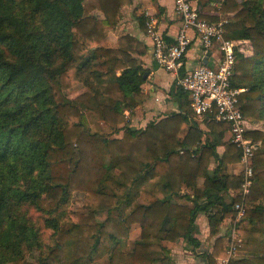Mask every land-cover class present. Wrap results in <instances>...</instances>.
I'll use <instances>...</instances> for the list:
<instances>
[{
    "label": "trees",
    "instance_id": "obj_1",
    "mask_svg": "<svg viewBox=\"0 0 264 264\" xmlns=\"http://www.w3.org/2000/svg\"><path fill=\"white\" fill-rule=\"evenodd\" d=\"M131 1L0 0V264L38 251L26 264H89L105 255L109 264H176L168 243L182 240L204 264H264V0H221L218 15L201 14L211 23L232 16L224 36L239 45L232 86L243 90L238 108L259 144L245 199L244 172L229 170L242 157L224 141L229 124L208 119L204 132L195 122L181 136L194 117L188 93L172 88L179 112L129 126L126 112L147 99L146 71L131 54V36L113 45L107 34ZM76 86L85 91L74 98L67 91ZM78 191L86 212L57 219ZM101 213L106 221L97 220ZM202 216L213 244L198 254ZM134 225L140 239L125 251ZM234 227L243 256L229 259Z\"/></svg>",
    "mask_w": 264,
    "mask_h": 264
},
{
    "label": "built area",
    "instance_id": "obj_2",
    "mask_svg": "<svg viewBox=\"0 0 264 264\" xmlns=\"http://www.w3.org/2000/svg\"><path fill=\"white\" fill-rule=\"evenodd\" d=\"M174 1L175 11L180 17V30L173 41H169L162 33L155 17H147L146 35L151 41L153 60L161 69L174 75V85L177 89L189 94L190 106L197 119L202 122L213 119L218 123L230 125V141L242 152L240 164L245 174V182L241 186V195L245 199L253 184V162L259 144L248 137L246 119L238 108V95L243 90L232 86L239 45L224 36V24L228 23L227 20L219 23L208 22L193 6L191 0ZM196 38L206 56L217 48L220 59L216 67L201 63L183 73V70H186L188 53ZM126 115H129V112H126ZM245 207V200L236 205L239 213L234 224L244 217ZM232 232L229 238L232 244L227 251L229 259L236 258V248L241 243L235 227ZM222 263L227 264L228 260H222Z\"/></svg>",
    "mask_w": 264,
    "mask_h": 264
},
{
    "label": "crops",
    "instance_id": "obj_3",
    "mask_svg": "<svg viewBox=\"0 0 264 264\" xmlns=\"http://www.w3.org/2000/svg\"><path fill=\"white\" fill-rule=\"evenodd\" d=\"M219 1L221 0H191L193 6L204 15V18L207 19L218 15L217 12L220 6H216V3ZM148 16H153L157 19L160 30L169 41H173L176 38L180 30V17L175 11L174 0H132L131 4L126 5L122 9V18L118 27L109 31L107 34L109 42L113 45H117L119 40L122 38L131 36L134 40L131 48V54L138 61L139 65L146 71L147 77L145 79L147 81L142 88L144 95L147 96V99L135 110L138 121L140 122L142 120V122H140L141 128L146 127L150 121H159L180 111L179 102L174 97L175 92L172 91V88L175 87L174 75L161 69L153 60L151 41L146 35L147 25H144L147 24ZM219 59V51L217 48L206 56L203 52L200 41L196 38L187 56L186 71L192 70L199 64H204L205 62L211 67H216ZM77 87H79V90H75ZM77 87L73 88L75 92L71 97L75 98L85 91L84 87ZM193 119L191 118L189 123L183 126L181 133L182 137L188 133L189 128L195 122L200 124V128L204 132H208L205 122H202L199 119L198 121L195 119V116ZM208 137L211 138L210 135H208ZM229 140L230 133L228 131L225 134L224 141L227 142ZM218 151L222 154L224 152V147H219ZM213 168L214 165H212L211 169ZM229 170L231 173L237 175L243 171V167L241 164L231 165ZM197 223L198 230L196 233H198L199 236L196 235V237L199 240H207L210 235L207 217H200ZM227 227H229L228 224L223 228V230ZM201 242L203 243L204 240H201ZM182 243L187 244L188 242L182 240ZM187 250V257L179 256V258H174L173 256L176 264H204L202 258L195 256V259L191 256L194 252L192 245L189 243ZM197 252L200 254L199 251Z\"/></svg>",
    "mask_w": 264,
    "mask_h": 264
},
{
    "label": "rangeland",
    "instance_id": "obj_4",
    "mask_svg": "<svg viewBox=\"0 0 264 264\" xmlns=\"http://www.w3.org/2000/svg\"><path fill=\"white\" fill-rule=\"evenodd\" d=\"M220 2L221 1L216 3V6L217 5L220 6ZM223 19L227 20V21H230V20H232V16L231 17L230 16H226V17H223ZM247 53H251V49H249L247 51ZM75 90H79V87H77ZM75 90L74 89L68 90L67 94L72 96L74 94ZM126 116H127V120H129V126H131V128H135V129H138V128L139 129H144V128H146V127H142V128L140 127V124H141L140 122H142V120L140 122L138 121L137 114H136L135 111H134L133 114H130V112H129V115H126ZM195 119H197V118L195 117ZM151 122L152 121H150V123ZM120 135L121 134H118V135H115V136L118 137ZM199 186L200 187L202 186V182L201 181L199 182ZM186 192L191 194L190 190H186ZM85 202H86V198H85V195L83 193H79V191L78 192H74L72 194V196H71L70 204L66 208H62V209H60L58 211L57 219H60L61 221H63L65 219V221H66V220L70 219V217H68V216H67V218H65L66 215H69V214L72 215L73 214V215H78L79 216L80 214H84L86 212ZM33 214H34L35 219H37V221L40 222L39 215L35 214V213H33ZM114 216L117 217L118 213H115ZM108 217H109V215H107V213H101V214H98L97 220L99 222H103V221H106V219ZM227 224H228V226H230L231 222L230 223L229 222H225L223 227L227 226ZM231 233H233L232 230L228 232V235L230 234V236H231ZM140 235H141V228L138 225H134L132 227V230H131L130 234H129V238L127 240H125L124 243H123L124 250L125 251H131L133 249V247H134L135 242L140 239ZM196 235H198V233H196ZM46 236H47V239L50 242L49 237L53 238V231L52 230H48V232L46 233ZM229 238L226 237V239H225V247H226L227 251H229L230 245L232 244L231 240ZM201 240L202 241L204 240V242H203L202 248L199 250V253L200 252H206V251L210 250L209 248L212 247L213 241H210L209 239H207V240L201 239ZM168 247L172 250V253H173L172 257L174 256V258H176V257L179 258V256H181V257H187L188 256V250H187L188 243L187 244L186 243H182V241H180L177 244L168 243ZM39 255H40L39 251L35 252L33 255L27 254L26 259L24 261H22L21 264H26L27 262H35L37 260V258L39 257ZM191 256H193L195 258V256H197V254L194 253V254H191ZM242 256H243V253L236 252V258L235 259H238V258H240ZM89 264H109L108 255H105L103 257L93 256L92 259L89 261ZM220 264H224V263H222V261H220Z\"/></svg>",
    "mask_w": 264,
    "mask_h": 264
},
{
    "label": "water",
    "instance_id": "obj_5",
    "mask_svg": "<svg viewBox=\"0 0 264 264\" xmlns=\"http://www.w3.org/2000/svg\"><path fill=\"white\" fill-rule=\"evenodd\" d=\"M204 64H206V62L204 63ZM147 77V74L145 75V78Z\"/></svg>",
    "mask_w": 264,
    "mask_h": 264
}]
</instances>
